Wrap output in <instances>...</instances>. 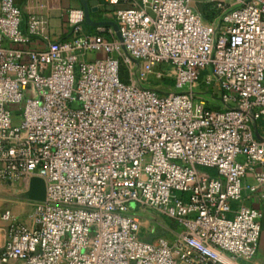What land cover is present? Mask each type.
<instances>
[{
	"label": "built area",
	"instance_id": "obj_1",
	"mask_svg": "<svg viewBox=\"0 0 264 264\" xmlns=\"http://www.w3.org/2000/svg\"><path fill=\"white\" fill-rule=\"evenodd\" d=\"M105 1L129 5L121 39L71 10V36L37 50L42 21L24 32L0 0V185L46 184L31 224L0 213V264L253 260L262 213L242 201L249 175L264 187V0L216 2L212 22L193 0ZM148 210L176 223L172 239L142 238Z\"/></svg>",
	"mask_w": 264,
	"mask_h": 264
},
{
	"label": "crops",
	"instance_id": "obj_2",
	"mask_svg": "<svg viewBox=\"0 0 264 264\" xmlns=\"http://www.w3.org/2000/svg\"><path fill=\"white\" fill-rule=\"evenodd\" d=\"M216 2L234 4L235 0H193L192 5L197 12L203 14L206 7L214 6ZM15 3L22 11L24 32H27L28 22L31 18L40 19L43 23L42 35L33 37L31 44V48L37 50L44 49L49 41L66 39L71 36L72 30L68 24V13L71 10L84 9L82 0H15ZM86 4L94 23L116 24L115 12L129 8V5L122 1L116 6L109 5L105 0H86ZM104 27L114 29L112 26ZM96 28L97 26L85 23L87 33L95 32ZM98 55H93V57H98ZM165 87L170 88L169 86ZM261 170L264 171V169ZM242 204L262 213V231L256 257L251 261H239L238 264H264V187L257 183L253 175H249L245 181ZM20 210L16 211L18 216ZM4 238L5 233L2 234V241Z\"/></svg>",
	"mask_w": 264,
	"mask_h": 264
},
{
	"label": "rangeland",
	"instance_id": "obj_3",
	"mask_svg": "<svg viewBox=\"0 0 264 264\" xmlns=\"http://www.w3.org/2000/svg\"><path fill=\"white\" fill-rule=\"evenodd\" d=\"M215 9V7L213 6ZM206 22H211L210 16L212 15L211 10H204V13L201 14ZM213 18V17H212ZM91 56V57H90ZM89 58L93 59V54L90 55ZM98 57H102V55H98ZM124 68L127 69L126 71H123L124 78L126 80V83L130 82L131 74L129 73V67L127 65H124ZM157 76L152 75L149 80V86H152L154 84L157 85ZM159 89L163 92L171 91V88H167L164 85H159ZM214 91L213 88L209 87L207 89H204L203 87L198 88L199 93H207ZM216 98L219 100L222 99V93L215 89ZM205 99L208 101L209 106L212 109H219L223 108L222 103H216L213 104L210 96L206 95ZM203 172L206 173H213L215 174V171H211L208 169H202ZM25 188L20 185H11V184H1L0 185V213L3 210L10 209L14 212L15 215H17L16 211L20 210V219L27 224H31L33 219V207L31 205V201H29L27 198L23 196V193L25 192ZM18 216V215H17ZM171 219L160 215L159 213L155 211H145L142 213L141 218V236L144 240L150 241L154 240L157 237H166L168 239H172L173 235L169 232V229L172 227L170 226Z\"/></svg>",
	"mask_w": 264,
	"mask_h": 264
},
{
	"label": "water",
	"instance_id": "obj_4",
	"mask_svg": "<svg viewBox=\"0 0 264 264\" xmlns=\"http://www.w3.org/2000/svg\"><path fill=\"white\" fill-rule=\"evenodd\" d=\"M85 14V20L87 24L94 26H112L114 30L117 32V36L121 39V35L119 33L118 26L113 23H94L90 17V11L88 9V5L86 4V0H82ZM23 196L32 202H44L46 200V184L43 179L40 178H32L29 183V187L27 191L23 193Z\"/></svg>",
	"mask_w": 264,
	"mask_h": 264
},
{
	"label": "trees",
	"instance_id": "obj_5",
	"mask_svg": "<svg viewBox=\"0 0 264 264\" xmlns=\"http://www.w3.org/2000/svg\"><path fill=\"white\" fill-rule=\"evenodd\" d=\"M206 10H211L212 12V15L210 16L211 18V22L217 17V14L218 12L216 11V9L213 8V5H210L208 7H206ZM213 17V18H212ZM127 69L124 68V65L121 66V69H120V76H121V80L122 82L126 83V80L124 78V75H123V71H126ZM160 84L164 85V86H169V87H172L174 85V83L172 81H168V80H165V81H161L159 82ZM158 83V84H159ZM170 226L172 228H176L177 225L174 221H170ZM151 241V240H150Z\"/></svg>",
	"mask_w": 264,
	"mask_h": 264
}]
</instances>
